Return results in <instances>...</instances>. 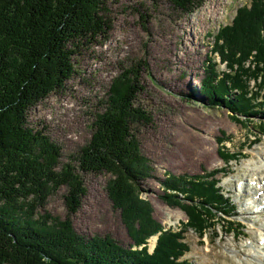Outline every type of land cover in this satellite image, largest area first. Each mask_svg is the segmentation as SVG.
Instances as JSON below:
<instances>
[{
  "label": "trees",
  "instance_id": "trees-1",
  "mask_svg": "<svg viewBox=\"0 0 264 264\" xmlns=\"http://www.w3.org/2000/svg\"><path fill=\"white\" fill-rule=\"evenodd\" d=\"M108 1L0 0V264H191L184 259L191 229L204 237L217 213L233 224L232 202L215 178L217 171L175 175L163 182L167 203L188 215L179 231L165 230L153 218L150 202L142 197L143 182L152 177L153 167L136 133L138 124L150 122L148 113L136 105L143 91L139 68L125 69L113 79L93 136L74 163L61 167V147L43 130L29 126L31 108L74 75L76 48L107 35ZM204 1L173 0L185 13ZM213 53L231 72L221 73L212 54L199 92L236 117L261 112L264 0L238 9L233 23L217 35ZM222 155L227 164L233 160L230 153ZM86 173L111 176L107 191L134 241L129 248L110 236L86 238L75 231L71 216L88 193ZM64 187L68 217L41 213ZM158 234L150 252L149 240Z\"/></svg>",
  "mask_w": 264,
  "mask_h": 264
},
{
  "label": "rangeland",
  "instance_id": "rangeland-1",
  "mask_svg": "<svg viewBox=\"0 0 264 264\" xmlns=\"http://www.w3.org/2000/svg\"><path fill=\"white\" fill-rule=\"evenodd\" d=\"M251 3L205 0L202 7L185 13L173 0H109L107 35L76 48L72 78L29 111V126L43 130L61 147V167L74 163L93 136L113 79L125 69L139 68L143 91L136 105L148 113L150 122L138 124L136 133L153 167L142 194L153 208V218L170 231L188 223L186 212L163 197L167 192L163 182L175 175L206 176L217 171L215 178L232 202V225L217 213L204 237L193 229L186 234L190 251L184 259L191 264H264V247L258 260L242 253V249L257 248L263 232L264 212H252L249 204L258 201L251 187L264 191L252 172L264 156V109L236 117L225 107L213 106L199 92L212 54L221 73L231 72L213 53L216 37L233 23L239 8ZM251 84L256 89L255 81ZM222 153L234 155L233 160L227 164ZM83 177L88 193L78 213L71 216L75 231L86 238L110 236L129 248L134 241L107 191L111 176L86 173ZM66 192L62 188L40 212L65 220L69 215ZM230 226L234 231H227ZM159 235L150 239V252ZM210 248L223 256L220 262L207 257Z\"/></svg>",
  "mask_w": 264,
  "mask_h": 264
},
{
  "label": "bare ground",
  "instance_id": "bare-ground-1",
  "mask_svg": "<svg viewBox=\"0 0 264 264\" xmlns=\"http://www.w3.org/2000/svg\"><path fill=\"white\" fill-rule=\"evenodd\" d=\"M252 172H253V176H254V179H255V180L254 179L253 180L258 183V186L259 185L264 186V177H263L264 176V156H262V160H261V163L259 164L258 169L255 170V171H252ZM251 188H252L251 190L253 192L254 198H258V201L253 202V204H249V206L250 207L252 206V212H257V213L262 215L263 212H264V191L261 190L262 188L259 189L257 186H254V187H251ZM248 217L250 218V216H248ZM260 230H262L263 232L259 233L261 239L259 240V245L256 246L257 248H254L253 250L242 249L243 250L242 253H243V255L246 258L257 259V260L260 258V255L262 254L261 249H262V247H264V224H261ZM255 242H257V241H255ZM213 251H214L213 248H210L209 250H207V253H206L207 257L208 256L209 257H213L214 256L215 259L218 262H220V259L223 256L215 254ZM224 264H228V263L225 262Z\"/></svg>",
  "mask_w": 264,
  "mask_h": 264
}]
</instances>
